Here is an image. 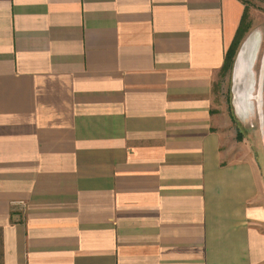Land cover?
Returning <instances> with one entry per match:
<instances>
[{
  "label": "crops",
  "instance_id": "crops-1",
  "mask_svg": "<svg viewBox=\"0 0 264 264\" xmlns=\"http://www.w3.org/2000/svg\"><path fill=\"white\" fill-rule=\"evenodd\" d=\"M244 12L0 0V264H264L214 103Z\"/></svg>",
  "mask_w": 264,
  "mask_h": 264
},
{
  "label": "rangeland",
  "instance_id": "rangeland-1",
  "mask_svg": "<svg viewBox=\"0 0 264 264\" xmlns=\"http://www.w3.org/2000/svg\"><path fill=\"white\" fill-rule=\"evenodd\" d=\"M242 1L248 30L238 45L233 65L242 55L243 80L241 83L236 79L235 83L237 76L232 66L229 75H222L215 86L214 103L220 108L219 124L226 136L224 155L230 161L252 163L260 201L264 203V0ZM236 85L239 99L234 91Z\"/></svg>",
  "mask_w": 264,
  "mask_h": 264
},
{
  "label": "trees",
  "instance_id": "trees-1",
  "mask_svg": "<svg viewBox=\"0 0 264 264\" xmlns=\"http://www.w3.org/2000/svg\"><path fill=\"white\" fill-rule=\"evenodd\" d=\"M245 18H246V8H245V12H244L243 17H242L241 24H240L239 29L237 31L236 37H235L230 49L228 50V52L226 54V62L224 65V70H223L224 73L231 70V67L234 66L233 63H234V58H235V55L237 52L238 45H239L241 39L243 38L244 33L248 30L244 26ZM232 69H233V67H232Z\"/></svg>",
  "mask_w": 264,
  "mask_h": 264
},
{
  "label": "water",
  "instance_id": "water-1",
  "mask_svg": "<svg viewBox=\"0 0 264 264\" xmlns=\"http://www.w3.org/2000/svg\"><path fill=\"white\" fill-rule=\"evenodd\" d=\"M244 67H245V65H244V61H243L242 55L239 54L238 59L236 60V63H235V66H234V73H235V76H237V78H235V83H236V79H237V82L240 81L242 83L243 76H244L243 69H245ZM234 87H235L234 91H235L236 96H237L236 98L239 99V97H238V95H239L238 93L239 92H238L237 85L234 86Z\"/></svg>",
  "mask_w": 264,
  "mask_h": 264
}]
</instances>
